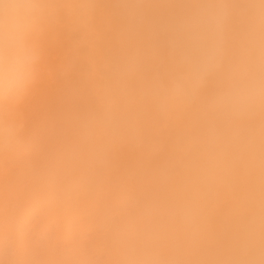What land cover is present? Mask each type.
Instances as JSON below:
<instances>
[{
  "label": "clouds",
  "instance_id": "obj_1",
  "mask_svg": "<svg viewBox=\"0 0 264 264\" xmlns=\"http://www.w3.org/2000/svg\"><path fill=\"white\" fill-rule=\"evenodd\" d=\"M133 26L155 0H118ZM146 43L101 64L95 108L85 113L76 175L54 197L83 199L128 147L146 158L97 214L104 242L51 264H264V0H166ZM94 18V0H0V153H26L31 137L12 110L39 76L33 37L55 16ZM241 175L243 197L229 207L237 238L212 248L210 221ZM146 182L163 189L147 197ZM242 209V211H237ZM18 249L0 230V264ZM8 257L9 259H5Z\"/></svg>",
  "mask_w": 264,
  "mask_h": 264
},
{
  "label": "bare ground",
  "instance_id": "obj_2",
  "mask_svg": "<svg viewBox=\"0 0 264 264\" xmlns=\"http://www.w3.org/2000/svg\"><path fill=\"white\" fill-rule=\"evenodd\" d=\"M94 4V18H77L66 10L33 37L41 53L39 76L11 113L31 137V144L26 153H0V230L18 249L16 260L51 264L101 246L104 233L97 226L98 211L111 206L129 181H142L147 167L146 158L124 146L114 153L104 179L85 198L53 195L56 184L79 170L75 156L81 148L82 118L95 108L101 64L110 70L117 57L146 43L157 17L172 6L166 0L139 5L153 11L128 26L125 8L131 13L136 5L125 6L118 0H94ZM247 185L248 177L241 175L235 189L225 194L210 221L206 237L210 247L236 240L235 220L225 217ZM138 190L147 197L163 194V189L146 182L139 183Z\"/></svg>",
  "mask_w": 264,
  "mask_h": 264
}]
</instances>
